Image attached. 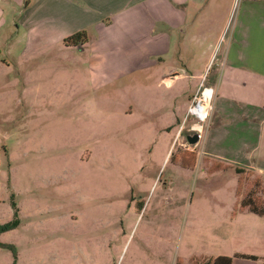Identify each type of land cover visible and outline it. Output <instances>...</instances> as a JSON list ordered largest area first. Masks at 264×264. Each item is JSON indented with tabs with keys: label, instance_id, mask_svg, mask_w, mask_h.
<instances>
[{
	"label": "rangeland",
	"instance_id": "obj_1",
	"mask_svg": "<svg viewBox=\"0 0 264 264\" xmlns=\"http://www.w3.org/2000/svg\"><path fill=\"white\" fill-rule=\"evenodd\" d=\"M23 10L6 9L12 38L0 44V219L11 203L20 210L18 226L0 233V264H103L109 250L111 264H190L232 253L234 215L251 212L236 206L233 167L208 171L204 149L232 156L241 144L233 117L214 111L216 92L202 138L185 139L188 89L206 75L184 70L168 88L154 67L94 87L86 52L27 47Z\"/></svg>",
	"mask_w": 264,
	"mask_h": 264
},
{
	"label": "crops",
	"instance_id": "obj_2",
	"mask_svg": "<svg viewBox=\"0 0 264 264\" xmlns=\"http://www.w3.org/2000/svg\"><path fill=\"white\" fill-rule=\"evenodd\" d=\"M8 8L24 9L16 25L24 27L29 48L32 43H63L85 30L89 41L70 47L86 52L94 87L154 67L168 88L186 77L184 70L190 78L206 75L205 84L215 86L214 111L222 122L233 117L241 143L232 156L204 149L207 165L210 158L228 161L264 183V0H0V44L12 36L6 29ZM26 48L21 55L28 53ZM180 58L185 61L179 65L174 60ZM200 82L193 93L188 89L183 120ZM234 216L233 252L228 254L232 264H264V213ZM10 219L2 218L0 224ZM242 239L251 242L243 244ZM103 264H111V250Z\"/></svg>",
	"mask_w": 264,
	"mask_h": 264
},
{
	"label": "trees",
	"instance_id": "obj_3",
	"mask_svg": "<svg viewBox=\"0 0 264 264\" xmlns=\"http://www.w3.org/2000/svg\"><path fill=\"white\" fill-rule=\"evenodd\" d=\"M27 5V1L24 2L23 8ZM89 41V36L85 30L77 31L63 39V44L65 46H78L82 45ZM228 167H233L235 171L239 174V182L236 189V193L238 195V200L236 202V206L238 208L247 209L250 212L261 215L264 213V197L260 195L259 192H264V187L262 186L261 180L259 177L253 176V174L246 173L241 170L239 167L230 166V164L226 165L225 163H212L208 169L209 172H215L220 169H226ZM240 204V206H239ZM12 208V217L10 220L0 224V233L15 228L19 224V215L20 210L15 205V203H11ZM0 245H3L0 242ZM239 257L249 258V259H257L254 255H246V254H237ZM191 264H232V257L219 255L214 258L204 259L200 262L193 260Z\"/></svg>",
	"mask_w": 264,
	"mask_h": 264
},
{
	"label": "built area",
	"instance_id": "obj_4",
	"mask_svg": "<svg viewBox=\"0 0 264 264\" xmlns=\"http://www.w3.org/2000/svg\"><path fill=\"white\" fill-rule=\"evenodd\" d=\"M214 95V88L205 84V80H202L187 108L185 121L194 119V122L190 125V133H197L199 139L202 138L204 131L203 123L208 122L211 117ZM182 129L181 125L178 131L179 136Z\"/></svg>",
	"mask_w": 264,
	"mask_h": 264
},
{
	"label": "water",
	"instance_id": "obj_5",
	"mask_svg": "<svg viewBox=\"0 0 264 264\" xmlns=\"http://www.w3.org/2000/svg\"><path fill=\"white\" fill-rule=\"evenodd\" d=\"M186 140L189 144H196L199 141V137L197 133L188 134L186 136Z\"/></svg>",
	"mask_w": 264,
	"mask_h": 264
},
{
	"label": "flooded vegetation",
	"instance_id": "obj_6",
	"mask_svg": "<svg viewBox=\"0 0 264 264\" xmlns=\"http://www.w3.org/2000/svg\"><path fill=\"white\" fill-rule=\"evenodd\" d=\"M181 132H182V130H181ZM181 132H180V135H181ZM191 133L193 134V132H191ZM191 133H188V134H191ZM188 134H187V135H188ZM187 135H186V136H187ZM186 136H185V139H186ZM186 141H187V140H186ZM11 209H12V208H11Z\"/></svg>",
	"mask_w": 264,
	"mask_h": 264
}]
</instances>
